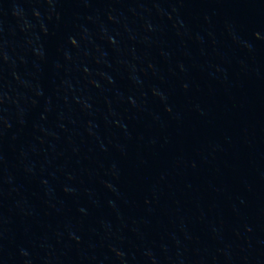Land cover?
<instances>
[{
  "label": "water",
  "instance_id": "95a60500",
  "mask_svg": "<svg viewBox=\"0 0 264 264\" xmlns=\"http://www.w3.org/2000/svg\"><path fill=\"white\" fill-rule=\"evenodd\" d=\"M0 264H264V0H0Z\"/></svg>",
  "mask_w": 264,
  "mask_h": 264
}]
</instances>
